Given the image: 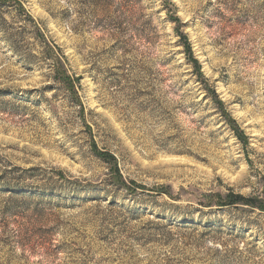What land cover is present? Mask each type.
Here are the masks:
<instances>
[{
  "label": "rangeland",
  "instance_id": "obj_1",
  "mask_svg": "<svg viewBox=\"0 0 264 264\" xmlns=\"http://www.w3.org/2000/svg\"><path fill=\"white\" fill-rule=\"evenodd\" d=\"M228 194L264 203V0H0V264H264Z\"/></svg>",
  "mask_w": 264,
  "mask_h": 264
},
{
  "label": "trees",
  "instance_id": "obj_2",
  "mask_svg": "<svg viewBox=\"0 0 264 264\" xmlns=\"http://www.w3.org/2000/svg\"><path fill=\"white\" fill-rule=\"evenodd\" d=\"M189 45H187L188 47ZM189 50V48H188ZM55 59L57 60L59 66L57 68V73L58 76L60 77V79L64 82V84H66V86L70 87V77L67 75L66 70L63 68V65L61 63V61L59 60L60 58L58 56H54ZM70 85V86H69ZM218 206L222 207V206H229V205H235V204H243V205H249L252 207H257L260 210H264V203L262 201L260 202H255L253 200H247L244 197H242L241 195H234V194H228L225 195L223 197L218 196Z\"/></svg>",
  "mask_w": 264,
  "mask_h": 264
}]
</instances>
